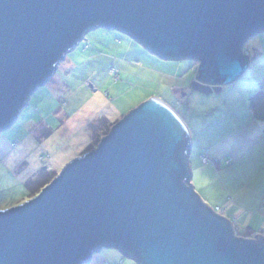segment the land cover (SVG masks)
Wrapping results in <instances>:
<instances>
[{
	"label": "water",
	"instance_id": "obj_1",
	"mask_svg": "<svg viewBox=\"0 0 264 264\" xmlns=\"http://www.w3.org/2000/svg\"><path fill=\"white\" fill-rule=\"evenodd\" d=\"M98 26L196 59L190 87L207 94L245 72L264 0H0V130ZM189 151L179 114L145 99L37 194L0 209V264H85L103 246L137 264H264V237L236 236L185 182Z\"/></svg>",
	"mask_w": 264,
	"mask_h": 264
},
{
	"label": "rangeland",
	"instance_id": "obj_2",
	"mask_svg": "<svg viewBox=\"0 0 264 264\" xmlns=\"http://www.w3.org/2000/svg\"><path fill=\"white\" fill-rule=\"evenodd\" d=\"M243 49L247 55L255 53L245 72L222 84L219 91L205 94L190 87L197 74L196 59L162 58L116 29L98 26L87 30L51 76L30 93L14 121L0 130V209L31 198L67 162L95 146L112 123L154 96L167 100L188 125L192 119L197 122L192 124L201 127L198 138L191 141L188 160L190 183L211 198L205 201L207 205L223 206L220 201L227 190L221 176L227 177V186L242 192L243 197L251 193L253 177L244 182L239 169H225V160L231 158L230 154L222 156L225 143L220 141L213 155L218 162L214 163L207 151L199 152L204 147L199 140H206L213 149L214 140L226 132L227 116H216L215 110L221 108L222 100H247L264 91V31L250 36ZM239 108L241 116H237L242 121L244 105ZM100 116L106 121L99 129ZM95 120L98 127L94 131ZM94 132L99 133L93 136ZM235 235L242 237L239 231ZM107 251L114 252L106 256L115 259L118 249L106 247L102 253Z\"/></svg>",
	"mask_w": 264,
	"mask_h": 264
},
{
	"label": "crops",
	"instance_id": "obj_3",
	"mask_svg": "<svg viewBox=\"0 0 264 264\" xmlns=\"http://www.w3.org/2000/svg\"><path fill=\"white\" fill-rule=\"evenodd\" d=\"M247 48L250 49L249 46ZM247 56L249 63V59L254 57L255 53L251 56L249 51ZM262 93L264 94V91H262ZM248 99L230 100L229 102H227V100H222L221 108H216L215 110L217 111L216 116H227V126L225 125L226 132L219 139L214 140L213 149L211 145H207L208 142L206 140L202 142L199 140L201 145L204 146L199 152L207 151V153L212 156L211 158H214L213 155L216 156L215 154L218 151L221 141L226 144L222 156L230 154L232 158L226 159L229 160L228 164L225 160V164L227 165L225 169H227V171L231 168L235 171L239 169L241 173L238 174L241 175L244 182H248V180L253 177L255 188L251 193L243 197L242 192H236L231 186H227L229 185L227 183V177L225 179L221 176L227 190V196L225 194V197H222V201L220 202L223 206L220 207V205L219 207L223 210V216L232 221L235 231H239L242 238H256L255 235L258 234L264 237V120H256L253 117L252 108ZM162 101L169 105L167 100ZM241 105H244L245 109V114H243L245 117L242 121H240L237 116H241L238 112L240 111L239 107ZM214 106L215 105L212 104L211 109H213ZM201 112L203 111L201 110ZM207 112H209V108ZM183 113L186 119L187 114L184 111ZM182 120L184 121V119ZM192 122L194 121L191 119L190 125H188L186 121H184L189 133L190 148L191 141H194V136L198 138L201 128L198 125L192 124ZM194 123L197 124L196 121ZM209 123L210 122H208L207 125ZM215 162H218V160L215 159L214 163ZM214 163L211 164L217 167L218 165ZM209 167L214 170L216 169L212 166ZM192 187L201 200L207 204L205 201L211 198L207 197V195L204 196V194L197 189L196 185H192ZM217 205L219 204L216 203L214 206ZM254 215H257L258 219L254 220ZM103 248L106 247L103 246L99 250L93 252L91 259L85 264H137L133 259L124 256L119 250L117 255H115L116 257L114 256L115 259H111L107 257L106 254L113 255L114 252L107 251L104 255V253H102Z\"/></svg>",
	"mask_w": 264,
	"mask_h": 264
},
{
	"label": "trees",
	"instance_id": "obj_4",
	"mask_svg": "<svg viewBox=\"0 0 264 264\" xmlns=\"http://www.w3.org/2000/svg\"><path fill=\"white\" fill-rule=\"evenodd\" d=\"M246 61L248 62V56H246ZM249 103H250V106H251V108H252V115H253V117L256 119V120H264V94L262 93V92H257V93H255L254 95H252V96H250L249 97ZM106 121V119L103 117V116H100V117H97V123L99 124V129L100 128H102L103 127V123ZM95 123H96V120H95ZM96 123V125H94V131H95V129L98 127V124ZM102 124V125H101ZM112 125H113V123H112ZM102 126V127H101ZM109 129H110V127H109ZM99 133V132H98ZM97 132H94V134H93V136H95L96 134H98ZM107 133V132H106ZM106 133H103V134H106ZM92 136V137H93ZM94 138V137H93ZM92 138V139H93ZM95 139V138H94ZM93 139V140H94ZM100 140V139H99ZM98 140V141H99ZM97 145V144H96ZM95 145V146H96ZM94 146H90L88 149H86L85 150V152L86 151H88V150H90V149H92ZM215 161V160H214ZM228 162H229V160H226V163L228 164ZM190 177H187L186 179H185V182L187 183V184H189V185H191V183H190ZM51 179H49L48 181H44V183H42V185L40 186V189L46 184V183H48L49 181H50ZM29 183V182H28ZM25 184V186L27 185V188L29 187V185L30 184ZM39 189V190H40ZM39 190L38 191H36V193L35 194H37L38 192H39ZM34 194V195H35ZM33 195V196H34ZM214 208H215V206L214 207H210V209L211 210H213V211H215L214 210Z\"/></svg>",
	"mask_w": 264,
	"mask_h": 264
},
{
	"label": "built area",
	"instance_id": "obj_5",
	"mask_svg": "<svg viewBox=\"0 0 264 264\" xmlns=\"http://www.w3.org/2000/svg\"><path fill=\"white\" fill-rule=\"evenodd\" d=\"M243 52L247 54V51L243 49ZM215 212L222 213V209L219 206H215L214 208Z\"/></svg>",
	"mask_w": 264,
	"mask_h": 264
},
{
	"label": "clouds",
	"instance_id": "obj_6",
	"mask_svg": "<svg viewBox=\"0 0 264 264\" xmlns=\"http://www.w3.org/2000/svg\"><path fill=\"white\" fill-rule=\"evenodd\" d=\"M234 233L236 234L235 229H234ZM238 237H239V236H238Z\"/></svg>",
	"mask_w": 264,
	"mask_h": 264
}]
</instances>
